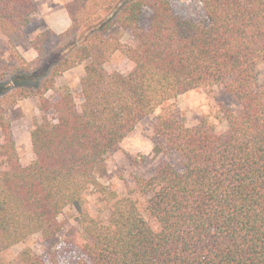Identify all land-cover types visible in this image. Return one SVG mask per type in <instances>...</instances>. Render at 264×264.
<instances>
[{"label":"trees","instance_id":"1","mask_svg":"<svg viewBox=\"0 0 264 264\" xmlns=\"http://www.w3.org/2000/svg\"><path fill=\"white\" fill-rule=\"evenodd\" d=\"M198 1L199 21L178 15L170 0H71L56 63L37 89L3 88L0 66V255L35 235L54 242L61 215L74 208L78 227L66 239L83 254L77 264H264V81L257 74L264 0ZM36 14L33 0H0V32L12 43ZM45 38L32 42L40 59ZM13 52L21 62L14 73L35 70ZM117 55L129 63L125 72L108 68ZM80 65L78 104L56 80ZM216 85L239 106L223 110L224 132L208 121L189 127L165 107ZM29 98L38 99L40 115L30 133L35 158L24 165L10 114ZM163 106L156 150L177 165L134 178L142 208L98 179L120 144ZM91 190L103 214L87 210ZM20 264L47 263L26 248Z\"/></svg>","mask_w":264,"mask_h":264},{"label":"rangeland","instance_id":"2","mask_svg":"<svg viewBox=\"0 0 264 264\" xmlns=\"http://www.w3.org/2000/svg\"><path fill=\"white\" fill-rule=\"evenodd\" d=\"M33 1L37 7V14L22 32L13 37L12 43L0 32V66L7 75L2 87L9 91L21 86L38 88L56 63L55 57L60 46L59 35L70 26L65 5L71 0ZM170 2L175 12L183 18L196 21L204 18L198 0H170ZM42 34L46 35L43 42L45 56L40 59L32 42ZM127 39L128 37H125L124 41ZM10 44L13 47H10ZM13 49L22 56L25 62L31 63L35 70L31 73L23 70L14 73L15 69L21 67V62L17 60ZM36 63L40 64L39 69H36ZM83 67V65L77 66L56 80L57 87L70 89L78 104L82 102L80 80L84 74ZM128 67L129 63L118 55L108 65L110 70L116 69L122 72H125ZM257 74L258 79L261 82L264 81V62L257 66ZM47 97L54 101L55 92H49ZM169 105L179 111L187 126H197L201 122L208 121L219 132L228 129L223 119V110L239 111L238 104L222 85L190 91L167 103L165 107ZM165 107L159 108L137 125L134 132L120 144L119 149L106 162L107 174L98 179L102 185L117 191L120 196H132L137 199L142 208L144 199L135 191L134 178L136 176L150 178L164 163L177 165V159L174 156H169L165 152L158 153L156 150L159 138L155 133L154 124L156 117ZM10 115L18 155L22 164L29 165L35 158L30 133L34 118L40 115L38 99H24ZM86 208L93 216L104 213L105 204L96 191L91 190L87 193ZM60 220L64 224V229L54 242H43L40 235H35L2 253L0 261L20 264L21 253L26 248H31L47 264H77L83 258V254L66 239L67 233L72 228L78 227L76 210L66 208Z\"/></svg>","mask_w":264,"mask_h":264}]
</instances>
